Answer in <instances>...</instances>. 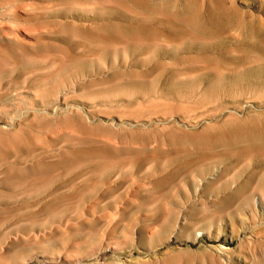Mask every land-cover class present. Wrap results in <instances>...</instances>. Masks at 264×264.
I'll return each instance as SVG.
<instances>
[{
  "label": "rangeland",
  "instance_id": "obj_1",
  "mask_svg": "<svg viewBox=\"0 0 264 264\" xmlns=\"http://www.w3.org/2000/svg\"><path fill=\"white\" fill-rule=\"evenodd\" d=\"M0 142V264H264V0H0Z\"/></svg>",
  "mask_w": 264,
  "mask_h": 264
},
{
  "label": "bare ground",
  "instance_id": "obj_2",
  "mask_svg": "<svg viewBox=\"0 0 264 264\" xmlns=\"http://www.w3.org/2000/svg\"><path fill=\"white\" fill-rule=\"evenodd\" d=\"M150 3V2H149ZM157 3V2H156ZM162 3V2H161ZM114 8H115V5H114ZM118 8V7H117ZM146 8V7H145ZM147 8H149V7H147ZM70 9V8H69ZM184 9V8H183ZM148 11V10H147ZM116 12H117V10H116ZM152 12V11H151ZM177 13V12H176ZM182 13V12H181ZM132 15V14H131ZM182 15V14H181ZM154 16V15H153ZM151 18V17H150ZM176 18V17H175ZM155 19V18H154ZM179 21H181V20H179ZM179 21H178V23H179ZM185 21V20H184ZM39 24V23H38ZM197 28V27H196ZM190 29V28H189ZM196 30V29H195ZM181 31V30H180ZM20 32V31H19ZM26 34V33H25ZM199 34V33H198ZM27 35V34H26ZM200 38V37H199ZM174 40V39H173ZM172 40V41H173ZM137 42V41H136ZM135 42V43H136ZM9 43H11V45L13 46V47H15V48H17L18 50L20 49V51H23V53H25V54H28L27 52H24V50H22V48L17 44V43H15V42H9ZM153 43V42H152ZM93 44V43H92ZM129 44V43H128ZM133 45H134V42L132 43ZM100 45V44H99ZM103 46V45H102ZM109 46V45H108ZM141 46V45H140ZM148 46V45H147ZM150 46V45H149ZM137 47V46H136ZM151 47V46H150ZM168 47V46H167ZM56 48H58V47H56ZM61 48V47H60ZM131 48V47H130ZM101 49V48H100ZM149 49H151V48H149ZM154 49V48H153ZM116 54V53H115ZM129 56V55H128ZM126 57V56H125ZM32 58V57H31ZM192 58V57H191ZM104 59V58H103ZM109 61V60H108ZM126 61H127V58H126ZM125 61V62H126ZM129 61V60H128ZM124 62V63H125ZM129 63V62H128ZM207 64V63H206ZM208 65V64H207ZM128 66V65H127ZM128 67H130V66H128ZM119 71V70H118ZM24 73V72H23ZM200 73V72H199ZM65 75V74H64ZM119 75V74H118ZM104 76V75H103ZM122 76V75H121ZM159 76V75H158ZM158 76H157V78H158ZM104 79V78H103ZM156 79V78H155ZM73 80V79H72ZM139 80V79H138ZM158 80V79H157ZM96 82V81H95ZM154 84V83H153ZM77 85V84H76ZM83 85V84H82ZM100 85V84H99ZM158 85V84H157ZM151 86V85H150ZM153 87V86H152ZM151 88V87H150ZM154 88V87H153ZM84 89V88H83ZM95 89V88H94ZM156 90H157V86H156ZM156 90H155V92L154 93H156ZM80 91V90H79ZM78 91V92H79ZM86 92V91H85ZM77 94V93H76ZM76 94H75V96H76ZM201 94V93H200ZM203 95V94H202ZM85 96V95H84ZM156 98V97H155ZM84 99V98H83ZM197 99V98H196ZM199 99V98H198ZM200 100V99H199ZM160 101H161V99H160ZM163 102H164V100H162ZM161 101V102H162ZM176 101H177V99H176ZM162 102V103H163ZM217 102V101H216ZM150 103V102H149ZM157 103V102H156ZM218 103V102H217ZM199 104V103H198ZM116 106V105H115ZM150 106V105H149ZM66 107V106H65ZM112 106H110V108H111ZM80 108V107H79ZM116 108V107H115ZM53 109H55V108H53ZM57 109V108H56ZM64 109V108H63ZM66 109V108H65ZM113 109V108H112ZM181 109V108H180ZM58 110V109H57ZM56 111V110H55ZM61 111V110H60ZM152 111V110H151ZM168 111V110H167ZM153 112V111H152ZM128 113V111H126V114ZM155 113V112H154ZM55 114V113H54ZM125 114V113H124ZM156 114V113H155ZM99 115H101V114H99ZM110 115V114H109ZM153 115V114H152ZM215 115V114H214ZM216 115H217V113H216ZM52 116V115H51ZM222 116V115H221ZM220 116V117H221ZM126 117V116H125ZM219 117V118H220ZM115 118V117H114ZM151 118V117H150ZM17 119H19V118H17ZM60 119H61V117H60ZM217 119V118H216ZM20 120V119H19ZM135 120V119H134ZM146 120V119H145ZM172 120V119H171ZM137 121V120H136ZM142 121V120H141ZM153 121H154V119H153ZM170 121V120H169ZM201 122H202V120H201ZM206 122V121H205ZM136 123V122H135ZM157 123V122H156ZM166 123V122H165ZM203 123V122H202ZM55 124V123H54ZM114 124V123H113ZM122 124V123H121ZM160 124V123H159ZM208 124V123H207ZM211 124V123H210ZM209 124V125H210ZM106 125V124H105ZM111 125V124H110ZM47 126V125H46ZM148 126V125H147ZM45 127V126H44ZM119 127V126H118ZM121 127V126H120ZM209 127V126H208ZM36 128V127H35ZM39 128H40V126H39ZM90 128V127H89ZM108 128V127H107ZM114 128V127H113ZM183 128V127H182ZM195 128V127H194ZM43 129V128H42ZM45 129H46V127H45ZM110 129V128H109ZM115 129V128H114ZM38 130V129H37ZM36 130V131H37ZM103 130H105V129H103ZM103 130H102V132H103ZM112 130V129H111ZM21 131H23V130H21ZM88 131V130H87ZM105 131H107V130H105ZM183 131V130H182ZM184 132V131H183ZM21 133V132H20ZM107 134H108V132H107ZM106 134V135H107ZM167 134V133H166ZM100 135V134H99ZM105 134H104V136H106ZM109 135V134H108ZM112 135V134H111ZM181 135V134H180ZM118 136V135H117ZM183 136V135H182ZM108 137V136H107ZM112 137V136H111ZM119 137V136H118ZM122 137V136H121ZM33 138H34V136H33ZM100 138V137H99ZM1 139H3V138H1ZM84 139V138H83ZM105 139V138H104ZM103 139V140H104ZM125 139V138H124ZM127 139V138H126ZM159 139V138H158ZM7 140V139H6ZM31 140V139H30ZM120 140V139H119ZM194 140V139H193ZM8 141V140H7ZM79 141V140H78ZM97 141V140H96ZM102 141V140H101ZM100 141V142H101ZM110 141V140H109ZM108 141V142H109ZM112 141H114V140H112ZM112 141H110V142H112ZM127 141V140H126ZM125 141V142H126ZM140 141V140H139ZM158 141H160V140H158ZM30 142H32V140L30 141ZM84 142H85V140H84ZM105 142V141H104ZM123 142V141H122ZM124 142V143H125ZM133 142V141H132ZM131 142V143H132ZM169 142V141H168ZM196 142V141H195ZM1 143V142H0ZM98 143V142H97ZM102 143V142H101ZM114 143H116V142H114ZM113 143V144H114ZM120 143V142H119ZM140 143H141V141H140ZM41 144V143H40ZM99 145H100V143H98ZM108 144V143H107ZM111 144V143H110ZM109 144V145H110ZM121 144V143H120ZM128 144V143H127ZM166 144V143H165ZM207 144V143H206ZM2 145V144H1ZM86 145V144H85ZM90 145V144H89ZM102 145V144H101ZM130 145V144H129ZM129 145H127V146H129ZM139 145H141V144H139ZM147 145H148V143H147ZM153 145H155V144H153ZM167 145V144H166ZM55 146H57V145H55ZM98 146V145H97ZM105 146V145H104ZM116 146V145H115ZM114 146V147H115ZM118 146V145H117ZM125 146V145H124ZM133 146V145H132ZM157 146V145H156ZM35 147V146H34ZM80 147V146H79ZM106 147V146H105ZM108 148H110V147H112L111 145L110 146H107ZM119 147V146H118ZM118 147H116V148H118ZM123 147V146H122ZM82 148V147H81ZM177 148V147H176ZM1 149V148H0ZM121 149V148H120ZM136 149V148H135ZM163 149V148H162ZM165 149V148H164ZM4 150V149H3ZM38 150V149H37ZM44 150V149H43ZM58 150V149H57ZM111 150H113V149H111ZM118 150V149H117ZM133 150V149H132ZM144 150V149H143ZM116 151V150H115ZM118 151H120V150H118ZM125 151V150H124ZM32 152V151H31ZM111 152H113V151H111ZM171 152H173V151H171ZM206 152V151H205ZM116 153V152H115ZM125 153L126 152H124V156H125ZM132 153V152H131ZM186 153V152H185ZM28 154V153H27ZM41 154V153H40ZM39 154V155H40ZM80 154V153H79ZM235 154V153H234ZM16 155V154H15ZM51 155V154H50ZM53 155V154H52ZM117 155H118V153H117ZM123 155V154H122ZM121 155V156H122ZM134 156H135V154H133ZM133 155H131V156H133ZM150 155H151V153H150ZM169 155H171L172 156V153L171 154H169ZM7 156V155H6ZM25 156V155H24ZM34 156V155H33ZM120 156V155H119ZM128 156H130V155H128ZM133 156V157H134ZM5 157V156H4ZM32 157V156H31ZM41 157V156H40ZM118 157V156H117ZM144 157V156H143ZM152 157H155V154H154V156H152ZM167 157V156H166ZM169 157V156H168ZM25 158V157H24ZM30 158V157H29ZM67 158V157H66ZM126 158V157H125ZM129 158V157H128ZM131 158V157H130ZM93 159V158H92ZM91 158L89 159V161L90 160H92ZM98 159V158H97ZM105 159V158H104ZM123 159V158H122ZM102 160V159H101ZM118 160H121V158L120 159H118ZM142 160V159H141ZM75 162H76V159L74 160ZM83 161H84V159H83ZM100 161V160H99ZM98 161V162H99ZM102 161H105V160H102ZM115 161V160H114ZM161 161H162V159H161ZM87 162V161H86ZM95 162H97L96 160H95ZM101 162V161H100ZM110 162V161H109ZM130 161H128V163H129ZM83 163H85V162H83ZM73 164H75V163H73ZM78 164V163H77ZM93 164V163H92ZM125 165V164H124ZM127 165H129V164H127ZM139 165V164H138ZM165 165V164H164ZM110 166V165H109ZM108 166V167H109ZM126 166V165H125ZM134 166V165H133ZM66 167V166H65ZM71 167H72V165H71ZM176 167V166H175ZM59 168V167H58ZM57 168V169H58ZM185 168V167H184ZM188 168V167H187ZM193 168V167H192ZM28 170L30 171V175L29 174H27V175H20L19 177H18V179H19V182H22V183H24V182H29V181H35V180H39L38 178H37V176H36V174H35V172L34 171H39L40 170V166L39 165H31V166H28ZM53 170V169H52ZM61 170V169H60ZM59 170V171H60ZM71 170V169H70ZM136 170V169H135ZM160 170V169H159ZM188 170V169H187ZM27 170L25 169V170H23V172H26ZM128 171V170H127ZM131 171V170H130ZM134 171V170H133ZM159 172V171H158ZM27 173V172H26ZM155 173V172H154ZM154 173H153V175H154ZM244 173V172H243ZM96 174H97V172H96ZM186 174V173H185ZM29 175V176H28ZM52 175V174H51ZM77 175V174H76ZM101 176V175H100ZM128 176H130V175H128ZM157 176V175H156ZM168 175H166V177H167ZM163 177V176H162ZM150 178V177H149ZM168 178V177H167ZM127 179V178H126ZM145 179V178H144ZM153 179V178H152ZM151 179V180H152ZM119 180V179H118ZM143 180V179H142ZM155 180V179H154ZM9 181V180H8ZM75 181H77V180H75ZM171 181V180H170ZM138 182V181H137ZM232 182V181H231ZM234 182V181H233ZM42 183V182H41ZM45 183V182H44ZM77 183V182H76ZM145 183V182H144ZM180 183V182H179ZM2 184V183H1ZM7 184H9V183H7ZM162 184H163V178H162ZM172 184V183H171ZM40 185V184H39ZM207 185V184H206ZM135 186V185H134ZM133 186V187H134ZM236 186V185H235ZM10 187H11V185H10ZM169 187H170V185H169ZM212 187H214V186H212ZM22 188V187H21ZM105 188V187H104ZM135 188V187H134ZM107 189V188H106ZM136 189V188H135ZM24 190V189H23ZM27 190V189H26ZM25 190V191H26ZM29 190V189H28ZM142 190V189H141ZM217 191V190H216ZM234 191V190H233ZM27 192V191H26ZM78 192H80V191H78ZM166 192V191H165ZM110 193V192H109ZM147 193V192H146ZM4 194V193H3ZM79 193H77V195H78ZM157 194V193H156ZM158 194H160V193H158ZM113 195V194H112ZM115 195V194H114ZM132 195V194H131ZM0 196H2V195H0ZM79 197H80V195H79ZM152 197V196H151ZM157 197V196H156ZM130 198V197H129ZM170 198V197H169ZM1 199H2V197H1ZM7 199V198H6ZM155 199H157V198H155ZM197 199V198H196ZM199 200V199H198ZM150 201H151V199H150ZM157 201V200H156ZM169 201V200H168ZM172 201V200H171ZM215 202V201H214ZM127 204V203H126ZM201 203H199V205H200ZM36 205V204H35ZM52 205V204H51ZM205 205V204H204ZM233 205V204H232ZM48 206H49V204H48ZM196 206V205H195ZM201 206H202V204H201ZM215 206V205H214ZM14 208V207H13ZM52 208H54V207H52ZM205 208H207L206 206H205ZM55 209V208H54ZM182 209H184V208H182ZM51 210V209H50ZM58 210V209H57ZM101 210V209H100ZM105 210V209H104ZM185 210V209H184ZM24 211V210H23ZM32 211V210H31ZM69 211V210H68ZM145 212V211H144ZM182 212V211H181ZM66 213V212H65ZM131 213V212H130ZM81 214V213H80ZM128 214V213H127ZM147 214H148V212H147ZM48 215V214H47ZM46 215V216H47ZM6 216V215H5ZM39 216V215H38ZM44 216V215H43ZM128 216H129V214H128ZM69 217V216H68ZM39 218H40V216H39ZM38 218V219H39ZM46 218V217H45ZM192 218V217H191ZM37 219V218H36ZM36 219H32V221H34V220H36ZM41 219V218H40ZM39 219V220H40ZM69 219V218H68ZM107 219H109V218H107ZM160 220V219H159ZM158 221V220H157ZM68 222V221H67ZM70 222V221H69ZM160 222H162V221H160ZM160 222H158V223H160ZM180 222V221H179ZM41 224V223H40ZM43 224V223H42ZM41 224V225H42ZM181 224H183V223H181ZM59 225V224H58ZM49 226H50V224H49ZM158 226V225H157ZM82 227V226H81ZM88 227V226H87ZM63 228V227H62ZM77 228V227H76ZM83 228H85V227H83ZM93 228H95L96 229V227H93ZM54 229V228H53ZM75 229V228H74ZM87 229V228H86ZM91 229V228H90ZM123 229V228H122ZM61 230H64V228L63 229H61ZM81 230V229H80ZM247 232V231H246ZM59 233V232H58ZM75 233V232H74ZM78 233V232H77ZM250 233V232H249ZM62 234V233H61ZM246 234H248V233H246ZM64 235V234H63ZM71 235V234H70ZM73 235V234H72ZM120 235H121V233H120ZM233 235V234H232ZM242 235V234H241ZM122 236V235H121ZM59 236L57 235V238H58ZM130 237V236H129ZM237 237V236H236ZM60 238H61V236H60ZM60 238H58V239H60ZM125 238V237H124ZM247 238V237H246ZM259 238V237H258ZM39 239H40V237H39ZM49 239V238H48ZM130 239V238H129ZM34 240V239H33ZM240 240V239H239ZM39 241V240H38ZM45 241V240H44ZM76 241H78V240H76ZM25 242V241H24ZM30 242H32V241H30ZM29 242V243H30ZM35 242H36V240H35ZM40 242V241H39ZM84 242V241H83ZM117 242V241H116ZM124 242V241H123ZM125 242H127V241H125ZM240 242V241H239ZM22 243H23V241H22ZM26 243V242H25ZM84 243H86L87 244V242H84ZM105 243V242H104ZM109 243V242H108ZM246 243H247V241H246ZM35 244V243H34ZM81 244H83V243H81ZM148 244V243H147ZM29 245V244H28ZM37 245V244H36ZM85 245V244H84ZM119 245H120V243H119ZM14 246V245H13ZM117 246V245H116ZM121 246V245H120ZM145 246H146V244H145ZM147 247V246H146ZM224 247V246H223ZM11 249V248H10ZM59 250V249H58ZM26 251V250H25ZM60 251V250H59ZM27 252V251H26ZM25 252V253H26ZM99 254V253H98ZM255 254V253H254ZM58 255V254H57ZM71 256V255H70ZM254 256V255H253ZM41 257V256H40ZM131 258V257H130ZM129 259V258H128ZM139 259V258H138ZM116 261V260H115ZM256 262V261H255ZM5 263V262H4ZM257 263H258V261H257ZM49 264V263H48ZM53 264V263H52Z\"/></svg>",
  "mask_w": 264,
  "mask_h": 264
}]
</instances>
